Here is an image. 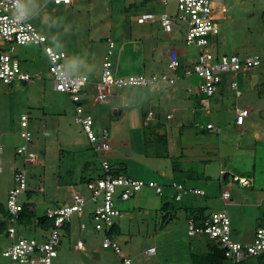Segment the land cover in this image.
Instances as JSON below:
<instances>
[{
  "label": "rangeland",
  "instance_id": "rangeland-1",
  "mask_svg": "<svg viewBox=\"0 0 264 264\" xmlns=\"http://www.w3.org/2000/svg\"><path fill=\"white\" fill-rule=\"evenodd\" d=\"M21 2L30 22L46 36L45 44L66 53L65 68L71 74L87 76L89 98L83 106L93 118L97 136L107 129L111 150L105 156L95 152L74 122L73 103L68 94L53 89L43 46L16 45L12 54L34 79L12 84L0 81V203L6 204L7 194L14 186L15 170L24 168L28 187L18 195V200L30 204L35 213L33 221L48 209L68 203L74 191L88 197L85 181L102 174L99 158H106L122 175L154 180L164 191L158 195L142 187L130 199L117 201L122 216L117 219L119 232L113 238L131 264H191V254L200 252L206 243L204 235L187 234L188 218L198 206L206 207L207 211L226 210L233 238L250 241L256 229L264 226V71L254 68L224 73L218 91L209 99V111L198 107L196 116L189 108L198 82L195 75L178 81L180 85L187 87L189 83L193 87L187 93L193 97L185 102V108L157 93L150 97L147 88L138 86L113 87L107 102L94 103L95 83L100 78L107 39L115 44L111 57L114 75L139 73L143 70L141 39L147 29L142 30L143 26L136 23L137 16L148 12L159 17L165 10L173 13L175 4L166 7L160 0H73L68 6L51 0ZM212 8L219 24L216 52L244 57L264 51V0H212ZM155 31L159 38H165L164 47L175 46L187 55L188 60L182 58L183 62L194 61L198 51L186 45L182 28L174 25L168 36L157 28ZM233 79L239 84L240 96L230 88ZM198 94L200 103L204 96ZM236 107L251 108L242 130L234 124ZM113 109L120 113L112 115ZM173 109L176 111L172 112ZM150 110L153 116L147 119ZM167 113L173 117L167 119ZM22 114L27 115L25 127L21 126ZM208 121L214 125L212 132L205 128ZM23 131L31 133L30 142L21 136ZM194 143L211 145L204 151L207 163L194 161ZM21 145L36 154L34 163L17 152ZM220 165L228 176L222 184L218 180ZM234 175H247L251 187L241 188ZM173 180L188 186L199 185L206 192L175 200L170 187ZM246 182L242 178L241 183ZM223 189L230 192L227 204L221 199ZM166 203L168 206L164 207ZM91 209L92 204L88 203L84 215L74 217L61 230L58 253L52 264H123L119 255L102 247L105 234L94 228ZM4 220L0 215V222ZM15 228L19 235L36 239L44 233L33 222L26 227L16 223ZM78 239L83 241L85 250L75 247ZM10 244L3 228L1 263L9 262L2 252ZM148 246L156 248L155 254L145 253ZM232 262L228 258L224 264ZM238 264H257V260L246 256Z\"/></svg>",
  "mask_w": 264,
  "mask_h": 264
},
{
  "label": "built area",
  "instance_id": "built-area-1",
  "mask_svg": "<svg viewBox=\"0 0 264 264\" xmlns=\"http://www.w3.org/2000/svg\"><path fill=\"white\" fill-rule=\"evenodd\" d=\"M55 4L71 5L73 0H51ZM166 7L170 3L175 4L176 12L165 10L159 17L153 13H141L137 16V23L159 22L162 31L166 34L173 32V26L177 25L185 32L186 45L194 46L198 53L189 66H182L179 53L175 48L168 49L167 68L171 73H138L127 76H116L112 70V55L115 46L111 39H107V49L103 55L101 74L99 81L95 83L94 103L107 102L112 94L113 87L126 86L157 87L159 85H173L181 77L190 78L195 75L198 78L195 86L197 93L204 96L201 106L210 109L209 99L218 91L222 75L224 73L248 72L254 68L264 71V51L260 54L246 55L240 57L236 53L226 54L215 51L216 37L219 34V24L214 17L212 0H160ZM47 38L39 33L25 12L21 0H0V81L4 84L14 82H30L34 75L24 71L20 60L12 53L16 45H41L43 46L49 73L52 76L53 89L68 94L74 106V122L81 127L86 139L94 146L95 152L105 156L111 150V140L107 129H103L101 136H97L93 129V118L86 112L83 102L87 97L88 78L82 74H71L64 65L66 53L62 50L56 51L46 45ZM181 71V72H180ZM39 78V75H35ZM230 88L236 96H240L241 90L237 80L230 82ZM191 91V88H188ZM176 111L175 109L172 110ZM250 113L248 107L235 108L234 124L242 126ZM153 116L152 111L147 113V119ZM172 113H167L166 118L171 119ZM27 115H21V126H27ZM207 128H214L207 124ZM21 136L26 142L31 141V133L23 131ZM18 153L24 154L29 163L36 161V154L27 150L26 145L17 149ZM102 176L86 182L88 197L78 191H74L71 200L60 206L48 209L45 216L51 222L47 232L42 239L25 237L19 235L15 228L18 223L19 213L23 204L19 202L18 195L25 192L28 187L26 171L19 167L13 174L14 186L9 190L6 199L8 212L6 235L11 244L3 249L2 255L9 262L0 264H52L57 256L58 246L61 241V230L64 229L74 217H81L88 203L92 204L91 217L94 228L103 231L102 247L109 248L119 255L123 264H131V259L122 254L121 247L108 234L111 227L122 216L117 207V201L128 200L133 197L142 187L152 189L156 194H163V187L154 180L144 181L122 174L116 175L112 171L117 167L106 158H99ZM240 186H248L241 183ZM175 200H181L184 195H204L202 189L186 186L181 182L172 181L170 184ZM221 199L224 204L230 200V192L222 190ZM84 224H80L83 228ZM188 236L205 235L207 238L219 242L225 249V256L232 261L239 262L246 256H259L264 251V226L258 227L253 239L247 243H241L232 237L231 219L226 210L214 211L207 216L195 221L190 218L187 221ZM75 247L84 250L82 240L76 241ZM156 252L154 246H148L145 250L147 255Z\"/></svg>",
  "mask_w": 264,
  "mask_h": 264
},
{
  "label": "crops",
  "instance_id": "crops-1",
  "mask_svg": "<svg viewBox=\"0 0 264 264\" xmlns=\"http://www.w3.org/2000/svg\"><path fill=\"white\" fill-rule=\"evenodd\" d=\"M73 2V1H72ZM54 3V2H53ZM155 23H158V26H156L155 25ZM143 28L144 27H146V26H149V29H147L145 32H144V34H143V38H142V40H141V43H142V45H141V51H142V53H141V55H142V57H141V61H142V68H143V70L142 71H140L139 73H153V72H156V73H160V72H167V73H171L170 71H169V69L167 68V63H168V57H167V54H168V49H170V48H175L177 51H178V53H179V58H180V61H181V63H182V66H187L186 64H191L193 61H190L189 63H187V62H183V60H182V58H184V59H187L188 60V58H187V55H183V53H182V51H181V49H178V48H176L175 46H168V47H164L162 44H163V42H164V37L163 38H159V36L157 35V33H156V28L157 29H159V30H161L162 31V28H161V26H160V24H159V22H154V23H144L143 25ZM154 26H155V28H154ZM154 31V32H153ZM164 33V32H163ZM166 36H168V35H170V34H166V33H164ZM152 38V39H151ZM160 47V48H159ZM159 49H161V51H163V52H165V54L164 53H161L160 51H159ZM122 51V50H121ZM145 53L146 54H148V56L146 57L145 56ZM132 74V73H131ZM134 74H138V73H134ZM82 75H84V74H82ZM86 76V75H85ZM180 80V79H179ZM178 80V81H179ZM178 81H176L175 82V84H173V85H165V84H162V85H159V86H157V87H152V88H148V87H145V88H147L148 89V94H149V96L150 97H152V95L154 94V93H157V94H159L161 97H163V96H165L167 99H169V100H174V101H177V102H180L181 104V106H182V108H185V107H183V105L185 104L186 106H187V104L185 103V102H188L189 101V99H190V97L192 98L193 96H189L187 93L188 92H190L189 90H188V88L190 87L191 88V91L193 90V87L188 83L187 84V87H185L184 85H180L179 83H178ZM87 89V88H86ZM87 94H88V91H87ZM216 94V93H215ZM214 94V95H215ZM213 95V96H214ZM212 96V97H213ZM199 94L197 93V91L194 89V99H191V104H190V109H191V111L193 112L194 111V115L196 116L197 115V111H198V107H201V101H200V103H199ZM87 98H89V96L87 95V97H86V99L85 100H87ZM84 100V101H85ZM209 104H210V102H209ZM73 108H74V106H73ZM236 108H238V107H236ZM250 109V112H251V108H249ZM114 111H117V109H113ZM176 110V109H175ZM183 110V109H182ZM151 111V110H150ZM72 112H73V114H74V110H72ZM210 114V113H209ZM234 114H235V112H234ZM113 115V114H112ZM117 115V114H116ZM194 116V117H195ZM249 116H250V113H249V115H248V117L246 118V120H245V122L247 121V119L249 120ZM207 124H212L213 125V123H212V121H208L207 123H206V126H205V128L207 129V131H213L212 129L213 128H211V129H209V128H207ZM214 126V125H213ZM236 126V128L237 129H241L242 130V128L245 126V123H244V125H242V126H237V125H235ZM257 136H258V134H257ZM259 137V136H258ZM211 145L210 144H204V145H202V144H197V143H194V161H196V160H198V161H201L202 163H205L206 161H207V158L204 156V151L205 150H209ZM209 148V149H208ZM207 163V162H206ZM219 177H218V180H219V182H220V184L222 183V182H227V180H228V176H227V172H226V170H224V169H222V166L220 165V169H219ZM194 176H195V173H194ZM206 176V175H205ZM206 177H208V176H206ZM234 177V179H236V181H238V178H245L246 179V181H247V184H248V186H246V187H248V188H250L251 187V183H250V179L248 178V176L246 175V176H244V175H242V176H238V175H234L233 176ZM223 180V181H222ZM173 181H176V180H173ZM195 181V180H194ZM178 182H180V181H178ZM182 183V182H181ZM184 184V183H183ZM238 184H239V182H238ZM184 185H186V184H184ZM186 186H188V185H186ZM190 187H195V188H199V189H202V190H204V192H206L205 191V189H203L202 187H200L199 185H196V184H194V185H189ZM240 186V185H239ZM241 188H245V187H243V186H240ZM223 190H227V189H223ZM229 191V190H228ZM201 207H203V206H198V207H194V217L195 216H201L200 218H203L204 216H206V215H208V214H210L211 212H214V211H205L204 212V214L203 215H201ZM84 215V214H83ZM190 216H192V215H190ZM82 217V216H81ZM81 217H77V218H81ZM199 218V217H198ZM189 219V218H188ZM73 220V219H72ZM33 222V225H38V224H36L37 223V221H36V219H34V221H32ZM32 222L31 223H29L30 225L32 224ZM72 222V221H71ZM70 222V223H71ZM232 223V222H231ZM82 224V223H81ZM38 226H41V225H38ZM42 227V226H41ZM43 228V227H42ZM232 228V227H231ZM44 229V233L46 234V232H47V229L46 228H43ZM44 233H42V235H41V238L40 239H42L44 236H45V234ZM19 234V233H18ZM233 237V236H232ZM235 239V238H234ZM253 239V238H252ZM251 239V240H252ZM236 240V239H235ZM250 240V241H251ZM238 241V240H237ZM250 241H248V242H250ZM240 242V241H239ZM241 243H247V242H241ZM85 250V249H84ZM251 257H256V256H251ZM232 263H234V262H232Z\"/></svg>",
  "mask_w": 264,
  "mask_h": 264
},
{
  "label": "trees",
  "instance_id": "trees-1",
  "mask_svg": "<svg viewBox=\"0 0 264 264\" xmlns=\"http://www.w3.org/2000/svg\"><path fill=\"white\" fill-rule=\"evenodd\" d=\"M136 23H137V21H136ZM137 24H139V23H137ZM143 24L144 23H141L139 25H143ZM144 29H149V26L142 28V30H144ZM88 165L89 164L86 163V167H89ZM112 173L116 174V175L121 174L120 170H118V168L113 170ZM102 175L103 174H100L98 177H100ZM91 179H92L91 177H88V179L85 182H87ZM173 197H174V195H173ZM22 204H23V206H22V210L19 213L18 223L23 224V226L26 227L29 225V223L32 222V218L35 217V213L32 209H30L29 203H22ZM166 206H168L167 203L164 204V207H166ZM206 210H207L206 207H201V212H200L201 215H203ZM0 215H2L3 218H5L4 221L0 222V231H2L3 228L6 229V227H7L8 212H7L6 204L3 205L0 203ZM191 215L192 216H189V219L194 218L195 221H200V219H202V218H200L201 216H195L194 217V209H192ZM36 221H37L36 224L41 225L43 228L47 229V228H49V226H51L50 220H48L45 215L38 216L36 218ZM118 232H119V225L116 222L111 227L108 234L110 236H114ZM203 245H204L203 249H201L200 252H194L191 254V264H224L225 261L228 259V257L225 256V249L216 240L206 237V243ZM244 259L239 261V262H235L233 264L241 263L244 261ZM255 259L257 260V264H264V251L259 256H256Z\"/></svg>",
  "mask_w": 264,
  "mask_h": 264
},
{
  "label": "water",
  "instance_id": "water-1",
  "mask_svg": "<svg viewBox=\"0 0 264 264\" xmlns=\"http://www.w3.org/2000/svg\"><path fill=\"white\" fill-rule=\"evenodd\" d=\"M119 113H120V110H117V111L112 110V114L113 115H116V114H119Z\"/></svg>",
  "mask_w": 264,
  "mask_h": 264
}]
</instances>
